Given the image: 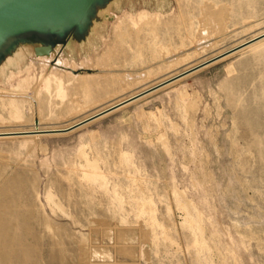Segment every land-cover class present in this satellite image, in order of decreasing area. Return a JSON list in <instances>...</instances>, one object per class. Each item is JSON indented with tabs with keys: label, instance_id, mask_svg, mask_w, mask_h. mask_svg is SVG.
<instances>
[{
	"label": "rangeland",
	"instance_id": "obj_1",
	"mask_svg": "<svg viewBox=\"0 0 264 264\" xmlns=\"http://www.w3.org/2000/svg\"><path fill=\"white\" fill-rule=\"evenodd\" d=\"M84 27L1 56L0 130L43 131L0 135V264H264V36L57 131L264 33V0H109Z\"/></svg>",
	"mask_w": 264,
	"mask_h": 264
},
{
	"label": "water",
	"instance_id": "obj_2",
	"mask_svg": "<svg viewBox=\"0 0 264 264\" xmlns=\"http://www.w3.org/2000/svg\"><path fill=\"white\" fill-rule=\"evenodd\" d=\"M103 1L109 0H0V46L5 44L10 36L15 38V42L27 37L37 36L44 41L34 46V54H50L57 46L67 41L66 34L69 30L84 29V26L89 22L92 7ZM242 46L228 49L211 59L183 70L168 78V81L177 79ZM1 56L3 55L0 53V59ZM168 81L149 86L135 93V95L116 103L111 108L109 107L57 131H66L92 120L117 106L159 88Z\"/></svg>",
	"mask_w": 264,
	"mask_h": 264
},
{
	"label": "bare ground",
	"instance_id": "obj_3",
	"mask_svg": "<svg viewBox=\"0 0 264 264\" xmlns=\"http://www.w3.org/2000/svg\"><path fill=\"white\" fill-rule=\"evenodd\" d=\"M256 37H251V38H249V40H246V41H242V42H240V43H238V44H236V45H234V46H232L231 48H229V49H232V48H234V47H237V46H246L247 44H249V43H251V42H253V41H255L256 39H259V38H261L262 36H264V33H259V34H257V35H255ZM16 44V42H15V38H12L11 36L10 37H8L7 38V40H6V42H5V44H3L2 46H0V53H1V55H3L4 57H6L7 58V60H10L11 58H10V55H9V53H10V51L13 49V47H14V45ZM19 46V45H18ZM17 46V47H18ZM23 47V46H22ZM16 51V50H15ZM15 51L13 52L14 54H15ZM226 51V50H225ZM223 52H224V50H223ZM222 52H219V53H217V54H214V55H212L211 57H209V58H207L206 60H208V59H211L212 57H215V56H217V55H219V54H221ZM9 55V56H8ZM46 55H49V54H46ZM13 56V55H12ZM37 56H45V54L44 55H37ZM22 56H18V58H21ZM49 57V56H48ZM18 58L16 59V60H18ZM6 59H5V61H7ZM205 61V60H204ZM203 62V61H202ZM57 63H60V60L58 59L57 60ZM199 63H201V62H198L197 64H199ZM4 64V63H3ZM3 64H0V70H2V66H3ZM197 64H195V65H197ZM60 65H61V63H60ZM195 65H191V66H189L188 68H190V67H193V66H195ZM91 67V66H90ZM74 68V67H73ZM188 68H185V69H183V70H186V69H188ZM74 69H79V68H74ZM183 70H181V71H183ZM72 71V70H71ZM181 71H179V72H181ZM194 71V70H193ZM88 72V71H87ZM179 72H176V73H174V74H172V75H170V76H168V77H165V78H163L162 80H160V81H157V82H155V83H153V84H151L150 86H152V85H154V84H156V83H159V82H161V83H163V82H165V81H168V78H170L171 76H173V75H175V74H177V73H179ZM73 73H76V72H73ZM167 79V80H166ZM175 80V79H174ZM173 81V80H172ZM169 82H171V81H168V82H166V83H164L163 85H165V84H167V83H169ZM162 85V86H163ZM147 87H149V86H147ZM147 87H145V88H147ZM161 87V86H160ZM145 88H143V89H145ZM142 89V90H143ZM141 91V90H140ZM139 92V91H138ZM135 93H137V92H135ZM135 93H133V94H130V95H128V96H126V97H124V98H122V99H120V100H118V101H116V102H114V103H111V104H109V105H107V106H105V107H103V108H101V109H98V110H96L95 112H93V113H91V114H89V115H87L86 117H88V116H91V115H93V114H96V113H98V112H100V111H103V110H105V109H107V108H111L112 106H114L116 103H119L120 101H122V100H124V99H127L129 96L131 97L132 95H135ZM121 106V105H120ZM120 106H117V107H120ZM117 107H115L114 109H116ZM113 110V109H112ZM112 110H110V111H112ZM110 111H108V112H110ZM108 112H106V113H108ZM104 113V112H103ZM106 113H104V114H106ZM104 114H101V115H104ZM100 115V116H101ZM85 117V118H86ZM99 117V116H98ZM38 122H36V125H33V127H30V128H25V129H17V130H14V129H9V130H0V135H6V134H10V133H14V134H16V132H21L22 131V133H23V131L24 132H39V131H43V130H41L42 128H41V126H39L38 124H37ZM69 125V124H68ZM68 127V126H67ZM61 128V127H60ZM45 129V128H44ZM58 129V128H57ZM47 130V129H46ZM54 130V129H53ZM56 131V130H55ZM12 134H10V136L12 135ZM19 134V133H18ZM27 136H28V133H27Z\"/></svg>",
	"mask_w": 264,
	"mask_h": 264
}]
</instances>
